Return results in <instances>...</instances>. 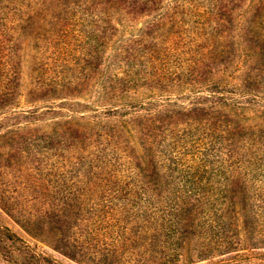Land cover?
Returning <instances> with one entry per match:
<instances>
[{
	"label": "trees",
	"instance_id": "obj_1",
	"mask_svg": "<svg viewBox=\"0 0 264 264\" xmlns=\"http://www.w3.org/2000/svg\"><path fill=\"white\" fill-rule=\"evenodd\" d=\"M243 5L0 0V206L81 264H264L240 253L264 247V0ZM0 264L60 263L0 223Z\"/></svg>",
	"mask_w": 264,
	"mask_h": 264
},
{
	"label": "rangeland",
	"instance_id": "obj_2",
	"mask_svg": "<svg viewBox=\"0 0 264 264\" xmlns=\"http://www.w3.org/2000/svg\"><path fill=\"white\" fill-rule=\"evenodd\" d=\"M255 1L256 0H244V5L242 8V11H240V16H239L240 21H243L244 16L247 14V11L251 9ZM7 29L4 26L2 27L0 26V38L4 41L1 47V50H0V54L6 53L7 46L9 44L11 45V42H12V41L11 42L9 41V37L7 35V32H9V30L7 31ZM15 51L17 53V58H18L17 64L20 67L22 85L23 87H26V85L29 82V72L31 68V60L33 58V51L31 50L29 42L25 39L18 40V42L15 45ZM67 102L68 103H63L61 102V100H55L54 101L55 105H54L53 110H46L45 108L43 110V113L38 115V119L29 125L32 127H37L38 130H36L35 132L38 134H41L43 132H50L55 127L58 128V126H62L63 122L65 121L70 122V104H69L70 98L67 99ZM40 105H43V104H40ZM252 114H253L252 112L251 113L247 112L246 116L252 117ZM18 139L19 138L17 137V140ZM39 139L35 140L34 146H36V148L38 146L39 148L43 149L42 145H45V142ZM55 151H56L55 148H52L50 153H47L51 160H55L56 158V156L53 154ZM40 156H42V154H40ZM3 163H6V161H3ZM55 197L59 198L61 197V195L58 194V195H55ZM0 223L10 227L12 231L16 232L18 235H20L30 244L38 245L40 249L44 250L51 256L55 257L60 264H81L75 261L74 259L70 258V255H66L57 247H52L49 244V242H47L46 240L30 235L1 206H0ZM240 253L254 254L256 255V258L254 259L256 263H264V247H257L251 250L243 249L242 251H240ZM232 255H236V252H232L231 254H224V255L222 254L216 257L197 261L194 263H187V264H240V263H234V262L232 263L231 261L226 260L227 257L232 256ZM124 261L129 262V259H126Z\"/></svg>",
	"mask_w": 264,
	"mask_h": 264
}]
</instances>
